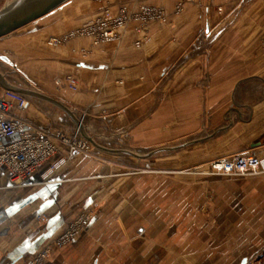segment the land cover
I'll return each instance as SVG.
<instances>
[{"label": "crops", "instance_id": "obj_1", "mask_svg": "<svg viewBox=\"0 0 264 264\" xmlns=\"http://www.w3.org/2000/svg\"><path fill=\"white\" fill-rule=\"evenodd\" d=\"M147 7L162 9L163 18L130 21L116 40L96 43L80 33L106 9L117 15L122 10L141 13ZM218 8L224 13H217ZM0 70L10 83V77L16 78V86L67 107L100 146L90 143V153H70L58 145L57 155L23 189H6V172L0 171V192H16L0 197V264H29L45 248L51 251L48 264L81 261L82 247L95 239L99 225L113 213L114 230H123L120 245L130 256L135 257L136 245L142 246L143 261L160 263L163 258L151 249L160 241H150L145 233L150 218L137 230L138 238H132L128 231L134 227L126 225L135 219L122 227L117 222L120 206L112 200L118 193H134L136 163L164 166L183 147L171 146L173 141L209 133L217 116H226L227 123L213 133L229 134L233 117L242 129L264 126V0H69L0 39ZM247 70L251 76L241 78ZM68 75L76 79V91L65 84ZM27 99L30 107L24 117L34 128L67 134L77 130L58 106ZM231 101L237 104L232 107ZM211 137L201 141L213 144ZM247 153L264 155V140L252 142ZM61 159L65 165L43 183L41 174ZM142 203L144 213H151L150 202ZM127 210L132 214L134 205ZM88 211L93 218L87 229L64 248L56 247L55 239ZM39 216L46 218L41 225ZM110 237L111 244L119 245L116 236ZM93 259L98 264L102 255ZM244 260L249 263L243 258L240 264Z\"/></svg>", "mask_w": 264, "mask_h": 264}, {"label": "rangeland", "instance_id": "obj_2", "mask_svg": "<svg viewBox=\"0 0 264 264\" xmlns=\"http://www.w3.org/2000/svg\"><path fill=\"white\" fill-rule=\"evenodd\" d=\"M11 1L0 0V10ZM216 11L224 13L222 8ZM245 72L239 76H251V70ZM9 79L16 85V78ZM236 104L235 101L230 103L232 107ZM225 117H215L209 124V133L185 135L173 141L171 146L183 147L172 157L167 156L164 166L136 163L134 193H118V198L112 200V204L120 206L117 222L124 228L134 227L133 231H128L132 238H138L137 230L145 218H150L145 233L151 237L150 241H160V245L151 249L163 258L153 264H240L243 258L249 259L248 264H264V174L227 176L207 169L211 162L219 159L255 154L247 151L252 142L264 140V126L242 129L241 122L233 117L234 125L229 134L211 132L227 123ZM207 137L214 139L213 144L201 141ZM150 175L152 178L144 181ZM10 193L16 192H0V197L6 199ZM143 201L150 202L151 213H144L140 206ZM131 205H134L132 214L127 210ZM159 208L165 212L157 213ZM116 218L114 213L106 215V222L95 231V239L80 251V256L86 260L81 258L71 264H93V256L100 254L102 259L98 264H149L139 257L144 247L136 245L133 257L130 250L120 245L123 230H114ZM133 219L134 224L125 226ZM112 235L118 238L119 245L111 244Z\"/></svg>", "mask_w": 264, "mask_h": 264}, {"label": "built area", "instance_id": "obj_3", "mask_svg": "<svg viewBox=\"0 0 264 264\" xmlns=\"http://www.w3.org/2000/svg\"><path fill=\"white\" fill-rule=\"evenodd\" d=\"M164 14L162 9L152 7L144 8L137 14L122 10L117 15L106 9L91 26L82 29L80 33L94 37L96 43L109 42L118 39L122 29L130 21L147 23L161 20ZM53 43L57 44L58 40H53ZM64 82L72 91L77 90L76 79L71 75L66 76ZM29 107L30 103L23 95L6 90L0 95V171L6 172L8 184L5 188L9 190L28 187L34 175L57 155L58 145L67 146L70 153L92 151V145L82 138L78 130L67 134L61 130L46 132L34 128L24 117ZM65 163V159L52 163L41 174L43 183L47 184L50 176ZM207 169L211 173L227 176L262 175L264 155L248 154L219 159L211 162ZM92 218V211L79 215L55 239L54 245L61 249L76 240L87 229ZM45 219L44 216H39L38 225L43 224ZM50 252V248H45L29 264H47Z\"/></svg>", "mask_w": 264, "mask_h": 264}, {"label": "water", "instance_id": "obj_4", "mask_svg": "<svg viewBox=\"0 0 264 264\" xmlns=\"http://www.w3.org/2000/svg\"><path fill=\"white\" fill-rule=\"evenodd\" d=\"M69 0H13L10 3L6 4L4 8L0 10V39L9 36L10 34L16 32L17 30L49 15L63 4ZM1 60L10 67L14 65L6 57H2ZM0 87L3 90L14 92L20 95L28 97H35L38 99H43L48 101L64 112L72 119L75 123L78 132L80 135L91 143L95 147H99L97 143L89 137L84 130L82 121H80L76 115L70 111L67 107L59 103L58 101L42 95L40 93L31 91L29 89H24L19 86L13 85L8 81V74L2 73L0 70ZM248 261L244 260L241 264H247Z\"/></svg>", "mask_w": 264, "mask_h": 264}]
</instances>
